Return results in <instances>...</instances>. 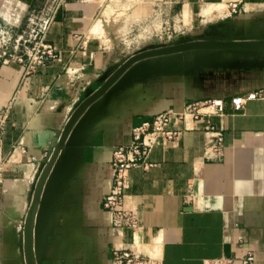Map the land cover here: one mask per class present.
I'll return each instance as SVG.
<instances>
[{"label":"crops","instance_id":"crops-1","mask_svg":"<svg viewBox=\"0 0 264 264\" xmlns=\"http://www.w3.org/2000/svg\"><path fill=\"white\" fill-rule=\"evenodd\" d=\"M139 1L173 14L175 36L264 37L263 0ZM101 3H58L43 32L55 57L32 72L25 71L28 57L0 63V264H27L25 220L59 130L85 89L98 88L132 56L91 33ZM184 13L186 22L175 18ZM146 65L149 73L117 85L62 146L34 222L36 264H110L113 248L160 264H244L248 252L252 264H264V99L240 110L232 103L264 87V58L194 52ZM70 68L78 71L66 80ZM207 99L223 103V116L214 119L225 133L222 158L206 156L204 124L187 120L177 139L154 145L147 167L129 170L125 207L138 227H115L102 209L114 148L128 145L132 129L153 116Z\"/></svg>","mask_w":264,"mask_h":264},{"label":"built area","instance_id":"built-area-1","mask_svg":"<svg viewBox=\"0 0 264 264\" xmlns=\"http://www.w3.org/2000/svg\"><path fill=\"white\" fill-rule=\"evenodd\" d=\"M50 20V19H49ZM49 21L47 22L48 25ZM47 27V26H46ZM37 46L28 53L29 63L26 72H32L35 67L46 62L48 57H55V48L49 45L43 32L37 36ZM69 70V69H68ZM78 70H73L76 74ZM264 99V87L250 92L245 97H235L232 103L236 110L243 109L248 101ZM224 114L223 103L217 99H207L185 102L181 110L169 109L153 116L132 129V139L126 146H116L112 153L111 170L113 185L110 192L102 199V209L110 212L114 226L119 228L138 227L137 219L132 211L125 207V192L128 186L129 170L139 163L145 164V158L154 145L177 139L186 129L180 125L187 120L201 122L206 134L207 145L205 154L209 158L220 159L223 155L225 133L214 122ZM253 254L248 252L244 264H252ZM110 264H160L151 256H146L131 248H113L110 254Z\"/></svg>","mask_w":264,"mask_h":264},{"label":"rangeland","instance_id":"rangeland-1","mask_svg":"<svg viewBox=\"0 0 264 264\" xmlns=\"http://www.w3.org/2000/svg\"><path fill=\"white\" fill-rule=\"evenodd\" d=\"M27 1L0 0V63L4 59L17 62L20 58L28 57L24 55L25 52L37 46L39 41L37 36L47 29L51 14L62 0ZM101 2L91 33L101 34L106 46L111 49L118 48L117 51L121 55H134L146 49L166 46L182 40H195L185 33L175 36L173 22L170 21L173 14L161 13L159 10L156 11L157 8L147 5L141 6L139 0H101ZM208 10L210 7L205 8L203 13H209ZM175 18L184 19V22L187 20L186 13L183 17L175 16ZM177 26L179 25L175 23V28H178ZM163 33H168V36L164 37ZM202 37L197 36L196 39ZM72 71L71 68L65 71L66 80L74 78L75 74ZM66 84L68 85V81ZM91 89H85L84 95Z\"/></svg>","mask_w":264,"mask_h":264},{"label":"water","instance_id":"water-1","mask_svg":"<svg viewBox=\"0 0 264 264\" xmlns=\"http://www.w3.org/2000/svg\"><path fill=\"white\" fill-rule=\"evenodd\" d=\"M210 52L220 54L245 55L264 58V37L235 38L209 34L200 39H187L177 43L140 51L123 61L109 75L105 76L102 84L95 90L89 91L75 106L64 128L59 130L60 136L49 160L44 165L35 185L34 197L29 208L24 225V252L27 264H36L33 249L34 222L41 200L44 185L54 167L62 146L74 129L79 127V121L91 110L99 107L112 90L123 81L134 76L150 72L146 65L152 59L169 58L183 53Z\"/></svg>","mask_w":264,"mask_h":264},{"label":"bare ground","instance_id":"bare-ground-1","mask_svg":"<svg viewBox=\"0 0 264 264\" xmlns=\"http://www.w3.org/2000/svg\"><path fill=\"white\" fill-rule=\"evenodd\" d=\"M212 7H214V6H212ZM210 10H211V7H210ZM210 10H208V11L210 12ZM208 11H207V12H208ZM184 17H185V16H184ZM65 124H66V123H65ZM64 126H65V125H64ZM63 128H64V127H63Z\"/></svg>","mask_w":264,"mask_h":264}]
</instances>
